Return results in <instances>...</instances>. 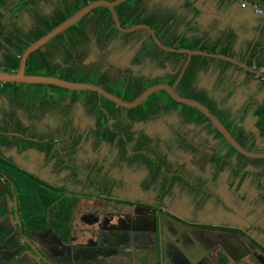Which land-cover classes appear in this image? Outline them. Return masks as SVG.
I'll use <instances>...</instances> for the list:
<instances>
[{
	"label": "crops",
	"instance_id": "0c3cea01",
	"mask_svg": "<svg viewBox=\"0 0 264 264\" xmlns=\"http://www.w3.org/2000/svg\"><path fill=\"white\" fill-rule=\"evenodd\" d=\"M59 1L0 0V71L13 72L23 49L60 22L53 20L63 9ZM90 1L66 0L76 10ZM241 1L264 8V0H125L115 13L121 27L147 26L166 47L220 55L259 73L264 14L240 8ZM88 17L93 20L86 21L83 45L80 21L30 53L25 73L95 84L126 102L150 85L174 86L178 96L203 105L239 145L264 152L255 126L264 77L221 59L162 51L143 29H115L105 8ZM73 57L79 62L70 63ZM0 157L66 195L79 194V213L108 202L109 210L113 205L129 220L144 217L140 209L160 210L189 227L219 231L185 236L201 256V243H216L221 259L176 254L179 259L165 264H235L245 243L264 253V159L236 153L201 114L161 91L123 109L91 92L0 83ZM181 229L173 223L177 236L167 232L178 248Z\"/></svg>",
	"mask_w": 264,
	"mask_h": 264
},
{
	"label": "flooded vegetation",
	"instance_id": "af4514ba",
	"mask_svg": "<svg viewBox=\"0 0 264 264\" xmlns=\"http://www.w3.org/2000/svg\"><path fill=\"white\" fill-rule=\"evenodd\" d=\"M60 197L69 199L71 204L63 208V200H57L48 208L27 209L22 218L11 183L0 175V264H113L111 261L119 259H221L219 251L215 250L216 243H201L204 248L201 256V251H191L193 245L185 236L189 234L192 239H200L203 231L218 230L189 227L160 210L140 209L144 217L129 220L113 205L109 210L108 202L88 213H79L75 208L80 200L79 194L63 193ZM34 214L40 217H34ZM173 223L179 224L184 236L179 248L178 239L170 241L167 234L177 236V232L172 231ZM232 234L238 238L243 236L237 232ZM241 253L244 256L236 259L235 264H264V253L251 243H245Z\"/></svg>",
	"mask_w": 264,
	"mask_h": 264
},
{
	"label": "water",
	"instance_id": "95a60500",
	"mask_svg": "<svg viewBox=\"0 0 264 264\" xmlns=\"http://www.w3.org/2000/svg\"><path fill=\"white\" fill-rule=\"evenodd\" d=\"M125 0H94L87 2L85 5L80 7L70 16H68L63 21L59 22L57 25L52 27L50 30L46 31L42 36L38 39L33 41L32 43L28 44L20 54L17 68L13 72H4L0 71V83H13V84H31V85H44V86H55L69 91H86L94 93L97 97H101L114 105L123 108V109H132L139 105L144 99H146L151 94L156 93L157 91L164 92L170 99L176 104L183 105L194 109L199 114H201L208 122L212 125V127L219 133V135L223 138L224 142L229 145L236 153L242 155L243 157L250 158V159H264V152H251L246 151L239 144L231 137L229 132L221 125V123L200 103L178 96L174 92V86H168L166 84L157 83L148 88L142 90L132 101L126 102L120 99L119 97L105 91L103 88L90 84V83H74L70 81L61 80L54 77L49 76H34L25 73V64L26 59L30 53L39 49L50 40H52L57 35L62 34L66 29L71 27L89 12L94 10L95 8L102 7L105 8L110 16V20L115 27L120 32L127 33L138 29H143L146 31V34L150 38L152 44L157 47L158 49L169 52V53H177V54H184L189 57V55H198V56H207L216 59H221L227 61L229 63H234L237 67L244 69L252 74L257 75L258 77H264L262 73H257L254 70L233 61L227 57H223L216 54H208L201 51H190L184 49H176L164 46L155 36L150 28L144 25H135L130 28H123L119 24V20L115 13V8L120 5ZM147 260V259H146ZM166 259H156L153 264H165Z\"/></svg>",
	"mask_w": 264,
	"mask_h": 264
},
{
	"label": "trees",
	"instance_id": "16d2710c",
	"mask_svg": "<svg viewBox=\"0 0 264 264\" xmlns=\"http://www.w3.org/2000/svg\"><path fill=\"white\" fill-rule=\"evenodd\" d=\"M257 117L256 128L260 136H264V102L255 110ZM0 175L5 176L13 187L17 199V208L19 216L27 214V209H43L50 207L57 200H63L62 207L65 208L71 204L69 199L60 197L64 191L62 188H55L41 182L37 178L26 174L17 167L8 163L0 157ZM25 211V212H23ZM34 217H40L34 214ZM27 218V216L25 217Z\"/></svg>",
	"mask_w": 264,
	"mask_h": 264
},
{
	"label": "rangeland",
	"instance_id": "374dc122",
	"mask_svg": "<svg viewBox=\"0 0 264 264\" xmlns=\"http://www.w3.org/2000/svg\"><path fill=\"white\" fill-rule=\"evenodd\" d=\"M69 1V0H68ZM80 4L82 3V1H78ZM85 3V2H84ZM67 4V5H66ZM70 4V2H66V0H60L58 3H57V7H61V8H63L62 10H61V12L58 14V16L56 17V18H54L53 20L54 21H56V22H61V21H63L64 19H66L68 16H70L71 14H72V12L74 11L75 12V7H72L73 5L71 4V5H69ZM68 7H70V9L67 11V10H65V8H68ZM88 14L87 15H85L83 18H81L79 21H77L75 24H73V26H71V27H69L68 29H66L64 32H63V34L64 33H69L70 31H72V29H74L75 27H76V24H80V21H82L81 22V25L82 26H80V28H78V31L79 32H77L78 34V36L80 37V38H82V42H81V44L79 43L78 45H83V43H84V40H83V37L84 36H86V34H85V32L87 31L86 30V21L88 22V23H90V22H92V20L93 19H90V17H88ZM118 18V17H117ZM56 22H55V24H56ZM58 24V23H57ZM70 37H72V36H70ZM68 47H70L71 48V45L70 46H68ZM72 49V48H71ZM74 52V51H73ZM73 61L71 60L70 61V63H72V62H75V63H78L79 62V60L77 59V58H75V57H73ZM86 74V73H85Z\"/></svg>",
	"mask_w": 264,
	"mask_h": 264
},
{
	"label": "built area",
	"instance_id": "2783aa9c",
	"mask_svg": "<svg viewBox=\"0 0 264 264\" xmlns=\"http://www.w3.org/2000/svg\"><path fill=\"white\" fill-rule=\"evenodd\" d=\"M240 8H246V7H250L252 9V11L254 12V14L256 15H262L264 14V8L259 6L257 3L254 2H245V1H241L239 4ZM260 73H262L264 75V69L260 70Z\"/></svg>",
	"mask_w": 264,
	"mask_h": 264
}]
</instances>
